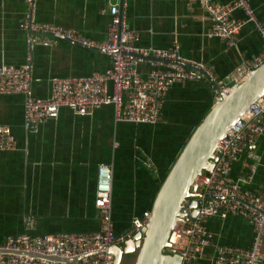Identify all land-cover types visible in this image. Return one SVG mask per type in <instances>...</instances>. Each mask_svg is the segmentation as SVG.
<instances>
[{"label": "crops", "instance_id": "0c3cea01", "mask_svg": "<svg viewBox=\"0 0 264 264\" xmlns=\"http://www.w3.org/2000/svg\"><path fill=\"white\" fill-rule=\"evenodd\" d=\"M214 1L226 5L233 0ZM248 1L264 26V0ZM25 13L24 0H0V67H20L31 55L36 97L51 96L53 78L88 77L111 69V57L97 49L65 40L50 47L30 46L23 29ZM127 14L129 27L139 34L138 46L177 47L182 64L196 65L227 84L236 68L263 50L262 37L251 23L234 46L211 36L203 0H129ZM233 17L245 19L242 11ZM36 19L102 42L111 16L106 0H37ZM139 68L148 74L154 67L144 62ZM195 75L169 89L163 122L156 125L116 123L115 108L109 104L86 117L62 108L56 119L32 133L25 122V97H0V124L11 129L17 143L16 151L0 152V240L25 233L97 231L96 180L104 164L113 167L115 231L129 229L133 219L151 210L180 151L214 105L211 83ZM258 153L261 164L252 183L243 187L264 192V137ZM146 156L153 159L156 173L144 167ZM249 162L243 157L236 163L233 178L247 176ZM208 229L223 245L250 248L253 242L252 225L241 217L213 218ZM129 260L133 264L134 255Z\"/></svg>", "mask_w": 264, "mask_h": 264}, {"label": "built area", "instance_id": "2783aa9c", "mask_svg": "<svg viewBox=\"0 0 264 264\" xmlns=\"http://www.w3.org/2000/svg\"><path fill=\"white\" fill-rule=\"evenodd\" d=\"M26 13L23 29L27 31L30 46L50 47L57 40L100 50L111 57L112 67L106 73H94L88 77L53 78L51 96L38 98L33 93L32 57L25 65L0 67V97L22 95L25 97V122L28 130L37 133L42 125L59 116L62 108H68L77 116H91L105 105L115 108L116 123L135 125H156L163 122L164 105L169 89L176 83L194 80V71L179 66L183 60L177 47L158 49L138 46L139 34L127 23L129 0H106L111 21L106 38L95 42L84 37L79 31L42 23L36 19L37 0H24ZM211 21L210 35L234 46L246 24H253L264 43V26L258 20L248 0H233L218 5L214 0H203ZM242 11L245 19L233 17ZM149 62L154 67L148 74L140 71V65ZM264 64L263 50L257 56L236 68L229 77V84L216 81L211 83L214 100L221 92L231 89L244 80L251 72ZM219 88H216L214 84ZM264 137V95L258 98L228 130L218 144L214 168L202 173L191 186L190 192L198 206L194 220L193 211L187 200L183 207L185 215L172 230L170 246L166 254H176L182 264H264V192H253L243 185H250L261 164L258 153L260 140ZM17 150V143L11 129L0 124V152ZM243 157L250 160L249 174L233 178L234 165ZM143 165L157 172L151 157H143ZM113 167L100 165L97 171L95 208L99 228L88 233H62L36 236L29 233L9 235L0 240V264H113L114 257L107 250L122 246L146 228L151 210L132 221V226L121 234L115 231L112 215ZM241 217L249 221L253 229L250 248L223 245L217 242L208 229L213 218L222 220ZM211 250V252H210ZM23 253V254H20ZM36 254L40 257H33ZM49 258L59 259L51 261Z\"/></svg>", "mask_w": 264, "mask_h": 264}, {"label": "water", "instance_id": "95a60500", "mask_svg": "<svg viewBox=\"0 0 264 264\" xmlns=\"http://www.w3.org/2000/svg\"><path fill=\"white\" fill-rule=\"evenodd\" d=\"M194 71L197 76L208 79L209 74L196 65L178 63ZM214 86L219 88L215 83ZM264 95V64L253 70L249 77L233 87L229 93L221 92L214 105L194 129L180 151L174 164L164 178L151 208V217L146 228L122 246L107 250L114 257L113 264H123L127 256L134 255L133 264H182L176 254H166L170 246L172 230L185 215L184 203L194 198L190 219L197 214L200 196L190 192L195 180L204 172L210 173L216 161L215 151L228 130L258 98ZM12 252H0V254ZM23 254V253H20ZM33 257H40L30 254ZM51 261L59 259L49 258Z\"/></svg>", "mask_w": 264, "mask_h": 264}, {"label": "flooded vegetation", "instance_id": "af4514ba", "mask_svg": "<svg viewBox=\"0 0 264 264\" xmlns=\"http://www.w3.org/2000/svg\"><path fill=\"white\" fill-rule=\"evenodd\" d=\"M129 258H131V256H127V258L125 259L123 264H129V262H131V260H129Z\"/></svg>", "mask_w": 264, "mask_h": 264}]
</instances>
